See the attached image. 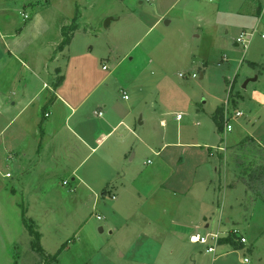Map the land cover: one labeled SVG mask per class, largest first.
I'll return each instance as SVG.
<instances>
[{
	"label": "rangeland",
	"instance_id": "obj_1",
	"mask_svg": "<svg viewBox=\"0 0 264 264\" xmlns=\"http://www.w3.org/2000/svg\"><path fill=\"white\" fill-rule=\"evenodd\" d=\"M262 34L264 0H0L5 91L59 72L69 104L36 100L57 159L2 165L15 190L0 196V264H264ZM226 102L243 115L220 131ZM241 174H260L253 191ZM234 230L241 248L189 240Z\"/></svg>",
	"mask_w": 264,
	"mask_h": 264
},
{
	"label": "crops",
	"instance_id": "obj_2",
	"mask_svg": "<svg viewBox=\"0 0 264 264\" xmlns=\"http://www.w3.org/2000/svg\"><path fill=\"white\" fill-rule=\"evenodd\" d=\"M15 30H18V28H15ZM64 49L65 47L61 49V51H63ZM56 72H58V70ZM57 75L58 78H56V80L53 82L54 88L50 87V85L46 82H43L41 90L34 91L29 87V85L25 84L23 88L19 89L17 94L14 93L16 96L15 100H11V97H9V95L5 91V89L7 88L4 84L5 80H0V83H2L0 84V196H9V194L14 192L15 190L14 187L12 188V184L5 180L6 178L10 179L12 177L10 176L8 171L6 173H3L2 165L5 162H13V165L17 169L22 170L25 168V164H33L35 166L37 163L42 162L44 156L48 157V159H57L59 150L57 149L58 143L56 139H54V137L56 136L58 131L53 124V121L46 120V122H42L43 120H45L44 117L49 116L48 112H46L48 116L44 115V117H39V108H42L47 104H51L52 106H54L58 102H60L64 105H69L66 99H64V96L61 94L63 91L60 86L63 82V75L59 74V72ZM44 89H48L50 93L53 92L49 100L47 98V95H45V97H41L40 93H42ZM38 99L40 101L38 106L39 108L36 107V100ZM10 100L11 102H9ZM31 108L32 113L29 114L31 115V117H29L28 115L24 118L23 115ZM98 111H101L103 113V111L99 108L94 111V115L97 117H102L103 115L98 116L96 114V112ZM161 123H163V121H161ZM119 124H122V121L119 122ZM125 126L128 131L126 134H118L121 139L125 138V136L129 133L136 134V130L131 126ZM35 127H40V130H35ZM52 127H54L57 133L52 131ZM116 127L117 126H115L113 130H116ZM47 129L50 131L49 145L48 142H43L45 135L47 134ZM70 151V156H72L73 150L71 148ZM157 153L159 152L157 151ZM67 154L68 152L66 151L65 155ZM221 155L223 156V154ZM9 187L11 188V190L9 189ZM112 197L114 198L115 195H113Z\"/></svg>",
	"mask_w": 264,
	"mask_h": 264
},
{
	"label": "built area",
	"instance_id": "obj_3",
	"mask_svg": "<svg viewBox=\"0 0 264 264\" xmlns=\"http://www.w3.org/2000/svg\"><path fill=\"white\" fill-rule=\"evenodd\" d=\"M26 17H27V15H24V18H26ZM252 35H253V33H248L246 31H242L237 38V45H242L243 48L246 50L248 48V44L252 38ZM262 38L264 39V34H262ZM103 68H105V66H103ZM180 76H183V74L180 73ZM193 76H196V74H193ZM123 98L124 99L128 98V95L125 91L123 92ZM227 104L228 103L226 102V106H223V127L227 131H230L232 129V125L230 123L231 118L241 116V115H243V112L240 110H233L230 112ZM96 114L98 116L103 115V113L101 111L96 112ZM180 118H181V114H177L176 119L179 120ZM98 218H99V216H98ZM232 232H234L239 237V239L242 243L247 242L246 238L243 235H239L236 230H234ZM220 238H221V235L219 232L206 233L205 235L195 233V234H191L189 236L190 242L204 245L206 247V252H208V253H215L216 248L219 245ZM245 261H247V258H245Z\"/></svg>",
	"mask_w": 264,
	"mask_h": 264
},
{
	"label": "trees",
	"instance_id": "obj_4",
	"mask_svg": "<svg viewBox=\"0 0 264 264\" xmlns=\"http://www.w3.org/2000/svg\"><path fill=\"white\" fill-rule=\"evenodd\" d=\"M76 27L77 26H73L72 27V30H74V28H76ZM63 32H64V27H63ZM65 33L67 34V36H65V39L63 40L62 44L59 46L60 50L63 49L66 45H68L70 43V41H71V38H72V36H70L68 34L67 29H66ZM65 33H64V35H65ZM213 121L215 122L218 130L222 131L223 128H224L223 127V106H220V107H218L215 110V112L213 113ZM262 172H264V169H263ZM259 175H254V177L251 175L248 178L246 176V174H241L240 177H241V180H243L246 183L247 187H249L253 191L254 185H252L250 182H251V180H257V181H259V179H260ZM30 233H31V230H30ZM219 244H230V245H232L235 248H241V247L244 246V243H242L240 241L239 237L234 232L229 233L227 236L221 237L220 240H219ZM33 246L39 252H44V249L41 246V243H40L39 239L38 240L36 239V241L34 242ZM56 256H57V254L51 255L49 257L52 258V259H55Z\"/></svg>",
	"mask_w": 264,
	"mask_h": 264
}]
</instances>
